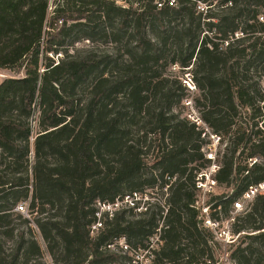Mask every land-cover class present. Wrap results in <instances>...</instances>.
Wrapping results in <instances>:
<instances>
[{
    "label": "trees",
    "instance_id": "16d2710c",
    "mask_svg": "<svg viewBox=\"0 0 264 264\" xmlns=\"http://www.w3.org/2000/svg\"><path fill=\"white\" fill-rule=\"evenodd\" d=\"M117 1L0 0V69L24 73L0 82V264H44L32 223L53 264H123L120 238L144 251L156 234L149 264L214 261L219 243L192 207L195 171L209 163L206 140L175 110L185 86L168 71L173 65L188 68L200 119L224 144L215 180L231 192L214 196V206L227 212L264 181V92L246 75L264 62V0H176L160 8L156 0ZM81 40L120 45L123 54L67 53ZM166 185V211L147 202L143 212L121 205L96 216L97 201ZM26 200L28 217L16 209ZM233 231L246 234L229 258L264 264V195Z\"/></svg>",
    "mask_w": 264,
    "mask_h": 264
},
{
    "label": "built area",
    "instance_id": "2783aa9c",
    "mask_svg": "<svg viewBox=\"0 0 264 264\" xmlns=\"http://www.w3.org/2000/svg\"><path fill=\"white\" fill-rule=\"evenodd\" d=\"M117 3L124 7L127 6L124 1L118 0ZM155 4L158 8L165 4L174 6L176 4V0H156ZM58 23L60 24L61 21ZM182 81L183 85L190 91L195 89L194 83L189 73L185 75V78H183ZM192 121L202 129L201 138L205 139L206 143L201 147V151L203 152L204 157L209 161L206 166L195 171V197L192 207L197 212L199 226L211 232L213 240H215L217 243L224 245L228 244L231 246L237 242L241 234L234 233L233 231V225L236 223L237 217L249 209L250 202L257 195H264V181L256 185H249L244 191H242L232 200L230 208L227 212H224L220 206H214L215 202H212L211 199L217 195L215 191L218 187V184L215 180V174L220 167V163L218 162V153L221 151L220 149L224 147V144H222L221 136L213 133L202 122L200 117H196ZM249 161L250 164H252L256 162L257 159L253 158L249 159ZM174 179V176H166V180H168V182H172ZM167 187L168 185L164 187V190L166 191V197ZM147 201L148 198L146 192L126 195L122 201L116 200L114 203L106 204L97 201L96 206L98 207L99 211L96 213V216L99 220L102 212H107L109 215H111L112 212L121 205L134 208L136 212H143L147 209ZM162 208H164V211H166L165 202L162 204ZM16 209L22 212L23 206L20 204ZM100 225L101 224L99 221L94 223L91 226L92 231H97ZM155 238L158 240L157 234L155 235ZM152 249V245L150 244L148 248L145 249L146 254H150L149 256H151L150 251Z\"/></svg>",
    "mask_w": 264,
    "mask_h": 264
},
{
    "label": "rangeland",
    "instance_id": "374dc122",
    "mask_svg": "<svg viewBox=\"0 0 264 264\" xmlns=\"http://www.w3.org/2000/svg\"><path fill=\"white\" fill-rule=\"evenodd\" d=\"M206 2H198L196 9L200 12L206 8ZM50 11L53 9V2L50 4ZM204 12V11H203ZM70 23V22H69ZM57 25H60L57 23ZM76 34L74 32L71 36ZM67 53H75L76 50L79 49H87V48H95L97 50H106L108 53L113 54L116 53V50L119 48L120 53L123 54V50H121L120 45H115L113 43H105V42H89L87 40H81L73 45H68L66 47ZM64 55V52L58 53L56 55H52L54 62H57L58 59L62 58ZM125 58V55H124ZM177 65L170 66L168 71L171 72V74L176 75L182 82V79L185 78V75L188 73V68H184L185 70H181ZM23 70H9V69H0V82L5 79V78H10V77H22L23 76ZM247 78L249 80V83L253 86H255L260 92H264V62H254L250 67L247 72ZM194 83V82H193ZM195 86V83H194ZM182 94L181 101L179 104L175 106V110L179 112L182 117H186L187 119L190 120V122H193L192 120L195 119L196 117H200L199 109L195 106V101L194 99L198 97L199 91L195 86V89L190 91L187 87L184 88L180 92ZM35 114L33 121L31 120V125L33 128V134L35 135L37 131V124H36V119L38 115V106L37 103L34 106ZM249 113V112H248ZM222 151V149H220ZM31 190V189H30ZM144 192L147 193V198L149 203L153 204L156 203L160 206L164 204L166 200V191L164 188H149L145 189ZM216 194L217 195H229L231 192L230 188H227L225 186H218L216 188ZM212 201V200H211ZM254 199L250 202V207L253 204ZM214 202V201H212ZM23 206L22 212L20 211V214L24 217H28V201H20L19 202ZM230 208V207H229ZM229 210V209H228ZM18 222V221H16ZM31 228L33 229L36 238L38 242L40 243L41 247L43 248V256H42V261L44 264H53V261L50 257V255L46 252L45 249V244L41 237L38 235V229L34 223L31 224ZM241 234H246V232H242ZM243 236V235H242ZM152 238V241H151ZM240 240H244V238H241ZM238 242V240H237ZM235 242L233 245H224V244H217V246L212 245V250H213V260H207L203 264H232L235 263L233 260L229 258V255L232 251V249L235 247L237 244ZM244 245L247 244L248 240L243 241ZM118 247H120L123 251V254L125 253L126 258L123 261V264H149L151 260V256L146 254L145 250H132L128 249L127 245L124 242L123 238H120L118 240ZM149 243L152 245V248H156L159 244V241L155 238V235L150 237ZM149 244V245H150ZM206 259V256L204 257Z\"/></svg>",
    "mask_w": 264,
    "mask_h": 264
}]
</instances>
